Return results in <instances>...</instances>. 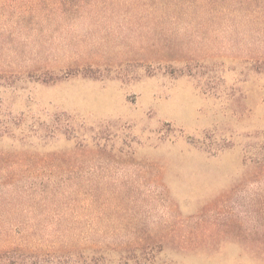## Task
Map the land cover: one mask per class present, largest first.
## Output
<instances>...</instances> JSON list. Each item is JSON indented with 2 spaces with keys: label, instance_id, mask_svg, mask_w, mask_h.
I'll return each mask as SVG.
<instances>
[{
  "label": "rangeland",
  "instance_id": "374dc122",
  "mask_svg": "<svg viewBox=\"0 0 264 264\" xmlns=\"http://www.w3.org/2000/svg\"><path fill=\"white\" fill-rule=\"evenodd\" d=\"M0 264H264V0H0Z\"/></svg>",
  "mask_w": 264,
  "mask_h": 264
},
{
  "label": "trees",
  "instance_id": "16d2710c",
  "mask_svg": "<svg viewBox=\"0 0 264 264\" xmlns=\"http://www.w3.org/2000/svg\"><path fill=\"white\" fill-rule=\"evenodd\" d=\"M8 251H10V250H8Z\"/></svg>",
  "mask_w": 264,
  "mask_h": 264
}]
</instances>
